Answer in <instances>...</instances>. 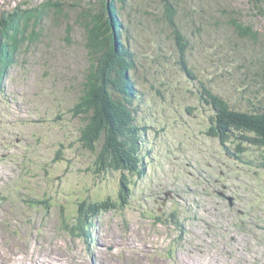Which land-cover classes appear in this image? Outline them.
Segmentation results:
<instances>
[{"label":"rangeland","instance_id":"rangeland-1","mask_svg":"<svg viewBox=\"0 0 264 264\" xmlns=\"http://www.w3.org/2000/svg\"><path fill=\"white\" fill-rule=\"evenodd\" d=\"M41 1L0 0V20ZM114 1L122 38L128 36L138 64V76L132 75L143 100L133 105L147 128L142 172L122 171L130 181L123 195L120 172L94 171L93 153L77 140L80 115L70 110L88 66L84 30L74 23L73 8L66 9L75 25L69 41L65 17L46 19L47 37L24 52L0 87V264H264V167L248 161L258 159L256 151H247L244 163L204 133L214 111L201 99V87L221 73L213 91L240 108L264 105V19L247 0H220L257 32L255 40L241 38L223 19L203 21L197 0H171L196 75L190 78L178 63L173 26L159 0ZM95 6L102 10L101 3ZM186 8L203 23L188 21ZM155 13L158 23L150 17ZM219 57L216 69L211 59ZM218 180L220 192L226 187L236 197L228 192L222 198L207 186ZM228 196L239 202L236 210ZM240 196L252 197L261 222L252 218L247 232L238 227L245 208ZM105 199L116 207L86 221L72 218L81 202ZM208 224L215 230L209 235Z\"/></svg>","mask_w":264,"mask_h":264},{"label":"trees","instance_id":"trees-1","mask_svg":"<svg viewBox=\"0 0 264 264\" xmlns=\"http://www.w3.org/2000/svg\"><path fill=\"white\" fill-rule=\"evenodd\" d=\"M121 2L124 4L123 0ZM247 2L253 5L249 7L254 10V15L264 19V0H247ZM98 3H101L102 10L101 6H95ZM159 3L167 18H164L165 21L173 26V41L179 52L178 63L190 78H196L186 59L187 40L174 21V17L177 16L175 5L177 1L175 3L171 0H165V2L159 0ZM206 3L210 6H206ZM195 6H197L195 13L203 21L223 19L224 24L231 26L241 38L256 39L257 32L252 31L251 25L244 22L246 16L237 8L221 6L220 0H197ZM71 8L75 12L74 23L84 30L82 44L86 49L88 64L83 75L81 93L70 109L74 116L80 115L79 118H81L80 136L77 140L83 150L93 153L96 173H121L120 192L124 195L129 192L130 181L124 177L122 171L137 172L140 168L143 158L141 155L143 132L147 128L136 119L138 105L133 103L138 99L143 100L142 92L136 86L139 80H135L132 75V72L137 75L138 64L135 54L128 49V36L122 38L125 31L121 29V11L118 6H115L114 0H110L109 3L108 0L95 2L84 0L82 3L79 0H43L36 6L23 7L11 19L0 20V87L9 69L20 61L24 52L39 43L42 38L47 37L45 20L66 18V9ZM155 15L156 13L151 14L150 17L157 20L158 17ZM184 15L195 25L197 22L203 23L201 19L194 17V8H186ZM65 20L66 39L69 41L68 35L73 31L72 26L75 25L70 23L69 18ZM219 26L220 24L217 23L216 27ZM196 29L200 31L201 28ZM220 59V57L217 60L211 59L216 69H219ZM218 75L222 74L210 77V85L204 84L201 87V99L214 111V116L206 121V126L208 120L210 125L204 133L218 139L222 146L228 149L229 156L244 163L246 160L243 156L247 155V151H256L258 159L248 161L264 167V105L252 104V107L240 108L229 97L213 91L212 83ZM235 149L236 152H234ZM57 153L59 158L60 151ZM256 174L257 171L253 170V175ZM240 198H244L242 206L245 208L242 210L243 214H239L238 227L247 232L252 226L250 221L252 218L256 222L260 221L254 213L255 207L251 205L252 197L248 199L246 196H240ZM24 201L30 203L28 199ZM35 201L37 202L38 199ZM115 207V201L109 202L106 199L88 204L83 201L80 203L77 214L72 218H84L86 221L92 216L96 217ZM81 209H84V214H81Z\"/></svg>","mask_w":264,"mask_h":264},{"label":"flooded vegetation","instance_id":"flooded-vegetation-1","mask_svg":"<svg viewBox=\"0 0 264 264\" xmlns=\"http://www.w3.org/2000/svg\"><path fill=\"white\" fill-rule=\"evenodd\" d=\"M141 172H142V170H141ZM141 172H140V173H141ZM207 186H208L209 188H210V187H214L213 190H212L213 192H219V191H220L219 188H218V189L216 188V187H218V186L220 187V181H219V180L216 181L215 184L209 182ZM221 187H223V186H221ZM222 191H223V195L220 194V196H221L222 198H225V199H226V196H227L228 192H229V193H232L234 196L237 194L236 192H233L231 189L226 188V187H225ZM235 197H236V196H235ZM227 201H228V199H227ZM228 203H229V201H228ZM234 203H235V200H234L233 203H232L233 205L230 204V203H229V205H230V207H231L232 209L236 210V209H237V206H236V204L234 205Z\"/></svg>","mask_w":264,"mask_h":264},{"label":"bare ground","instance_id":"bare-ground-1","mask_svg":"<svg viewBox=\"0 0 264 264\" xmlns=\"http://www.w3.org/2000/svg\"><path fill=\"white\" fill-rule=\"evenodd\" d=\"M219 192H220V191H219ZM243 199H244V198H240V199H239L240 203H241V201H243ZM235 204H236V206H238V205H239V202H235L234 205H235ZM232 205H233V204H232ZM229 209H230V208H229ZM233 212H234V211H233ZM239 212H243V211H240V210H239ZM204 220L206 221L205 224H207V221H208V220H206V219H204ZM208 222H210V221H208ZM212 222L214 223V221H212ZM208 225H209V224H208ZM108 226H109V225H108ZM207 228H208V229H207V230H208V233H207L208 235L211 234V233H213V232H215V230H214L213 228H211L210 225H209ZM1 234H2V233H1ZM5 239H6V238H5ZM1 240H2V239H1ZM6 240H7V239H6ZM212 241H213V240H212ZM7 242H8V241H7ZM14 242H15V241H14ZM213 242H214V241H213ZM16 244H17V243H16ZM8 245H9V244H8ZM8 245H7V246H8ZM38 245H39V244H38ZM10 246H11V245H10ZM14 246H15V245H14ZM8 247H9V246H8ZM17 247H18V246H17ZM35 248H36V247H35ZM22 249H23V248H22ZM3 250H4V249H3ZM7 251H8V250H7ZM8 252H9V251H8ZM14 252H15V251H14ZM16 252H17V251H16ZM16 252H15V254H16ZM11 253H12V252H11ZM12 255H14V254H12ZM1 256H2V255H1ZM27 256H28V255H27ZM3 257H4V256H3ZM14 258H15V257H14ZM8 259H10V258H8ZM16 259H17V258H16ZM32 260H33V259H32ZM58 260H59V259H58ZM18 261H19V259H18ZM3 263H4V262H3ZM13 263H14V262H13ZM19 263H20V262H19ZM1 264H2V263H1ZM17 264H18V263H17ZM22 264H24V263H22ZM102 264H103V263H102Z\"/></svg>","mask_w":264,"mask_h":264},{"label":"water","instance_id":"water-1","mask_svg":"<svg viewBox=\"0 0 264 264\" xmlns=\"http://www.w3.org/2000/svg\"><path fill=\"white\" fill-rule=\"evenodd\" d=\"M219 193L222 194L223 192H219ZM227 199H228V201H229L230 204L233 203V199H234V198H233L232 196H228Z\"/></svg>","mask_w":264,"mask_h":264}]
</instances>
